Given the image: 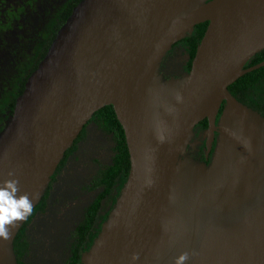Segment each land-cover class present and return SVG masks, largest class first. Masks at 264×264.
<instances>
[{
  "label": "water",
  "instance_id": "1",
  "mask_svg": "<svg viewBox=\"0 0 264 264\" xmlns=\"http://www.w3.org/2000/svg\"><path fill=\"white\" fill-rule=\"evenodd\" d=\"M203 21L188 73L161 79L166 52ZM263 48L264 0H79L0 130V182L18 179L34 207L85 123L112 104L130 167L84 264H173L185 251L186 264H264V116L228 89L264 65L244 66ZM223 100L211 166L178 165L196 123L207 117L212 134ZM24 221L0 238V264H18Z\"/></svg>",
  "mask_w": 264,
  "mask_h": 264
},
{
  "label": "trees",
  "instance_id": "2",
  "mask_svg": "<svg viewBox=\"0 0 264 264\" xmlns=\"http://www.w3.org/2000/svg\"><path fill=\"white\" fill-rule=\"evenodd\" d=\"M79 0H0V130L10 118L16 96L22 91L24 83L43 57L57 29L68 19L72 7ZM208 21L194 25L192 32L176 41L167 51L162 63L164 73L178 76L185 66H191L196 47L206 29ZM255 61L264 58V49L258 52ZM176 56L177 58L174 61ZM264 70V65L252 72ZM246 72L228 85V89L243 103L246 100V86L252 79ZM114 140L112 162L108 166L106 185L112 177L120 174L123 165L125 178L130 167L129 152L124 129L119 122L112 104L96 110L89 121ZM85 124V125H86ZM76 140L81 137L84 127ZM68 148L65 153H68Z\"/></svg>",
  "mask_w": 264,
  "mask_h": 264
},
{
  "label": "flooded vegetation",
  "instance_id": "3",
  "mask_svg": "<svg viewBox=\"0 0 264 264\" xmlns=\"http://www.w3.org/2000/svg\"><path fill=\"white\" fill-rule=\"evenodd\" d=\"M258 52L254 53L245 62V67L254 65L255 63L261 61H255L259 57ZM163 61L164 57L159 68L161 79H164L165 76H174V74L167 75L168 73L163 72ZM257 68L247 71L250 72L252 78H254L255 76H258V78L256 80H250L246 86V105L255 109L264 116V70L252 72ZM189 69L190 68L187 69V66H185L183 69H181L178 76L187 74ZM224 105L225 101L223 100L221 102L219 110L217 111L215 117V126L211 135H209L208 133L209 120L207 117L202 118L198 123L194 125L193 132L190 135L185 148L181 150L178 155V165L183 166L184 164H191L199 166L204 170L208 169L211 166L220 136L219 119ZM91 124L94 123L90 122L85 125L81 137L77 140L76 137L72 145L69 147L70 150L68 151V153H64V156L62 157L58 166L50 177V181L44 194L42 195L38 203L33 207V214L23 222L22 226L16 233L13 240V247L18 264H36L34 260H32L33 244L31 235L33 229L36 227L33 226L35 224L37 225L38 219L46 214V209L48 207V202L50 201V195L54 188V183L62 174L63 170H65L70 160L76 156V150L78 149L79 142L83 139L86 131L88 130V126ZM107 135L111 136L113 140L111 134ZM113 153L114 140L112 144V155L110 161L102 167L96 179V182L93 184L94 189L97 188V191L93 195L91 200L82 207L79 218L72 223V227L67 233V239L64 242L63 249L60 252L56 262L53 264H84V253H86L91 247L103 224L107 220L127 179L125 178L123 165L120 163V174H118L117 177H112V179L109 181V184L106 185L107 178L109 177L107 173L109 168L108 166L112 162ZM44 243V246H46L47 248H51L45 238L43 239V244ZM58 245H60L59 239H57V242L54 244V246ZM45 261L46 262H42L40 264H52L47 260Z\"/></svg>",
  "mask_w": 264,
  "mask_h": 264
},
{
  "label": "rangeland",
  "instance_id": "4",
  "mask_svg": "<svg viewBox=\"0 0 264 264\" xmlns=\"http://www.w3.org/2000/svg\"><path fill=\"white\" fill-rule=\"evenodd\" d=\"M177 58L181 59L176 56L174 61ZM169 74L172 73L167 75ZM169 77L165 76L163 80ZM112 144L111 136L99 130L94 124L88 126L86 134L79 142L76 156L70 160L54 183L46 214H42L37 225L33 226L36 227L31 235L32 260L36 264L46 262L45 260L52 264L56 262L72 223L79 218L82 207L97 191L93 184L102 167L110 161ZM42 236L51 248L44 246ZM57 239L60 245L54 246Z\"/></svg>",
  "mask_w": 264,
  "mask_h": 264
},
{
  "label": "clouds",
  "instance_id": "5",
  "mask_svg": "<svg viewBox=\"0 0 264 264\" xmlns=\"http://www.w3.org/2000/svg\"><path fill=\"white\" fill-rule=\"evenodd\" d=\"M9 176L14 177V173L10 172ZM32 214V199L27 193H20L19 180L10 178L0 182V238L8 239L10 229ZM138 259L139 253L131 255L132 261ZM189 259L190 254L187 251L181 252L174 258L173 264H186Z\"/></svg>",
  "mask_w": 264,
  "mask_h": 264
}]
</instances>
